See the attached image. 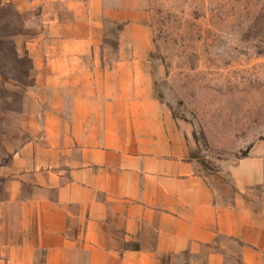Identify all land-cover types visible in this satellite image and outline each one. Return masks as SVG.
Wrapping results in <instances>:
<instances>
[{"label": "crops", "instance_id": "0c3cea01", "mask_svg": "<svg viewBox=\"0 0 264 264\" xmlns=\"http://www.w3.org/2000/svg\"><path fill=\"white\" fill-rule=\"evenodd\" d=\"M30 3L49 105L13 160L0 264H264V158L232 167V193L212 183L154 95L149 0Z\"/></svg>", "mask_w": 264, "mask_h": 264}, {"label": "rangeland", "instance_id": "374dc122", "mask_svg": "<svg viewBox=\"0 0 264 264\" xmlns=\"http://www.w3.org/2000/svg\"><path fill=\"white\" fill-rule=\"evenodd\" d=\"M147 23L154 95L187 126L212 183L232 193V167L264 158V0H149ZM45 39L39 6L0 0V207L16 154L44 134L49 95L32 56L47 55Z\"/></svg>", "mask_w": 264, "mask_h": 264}]
</instances>
